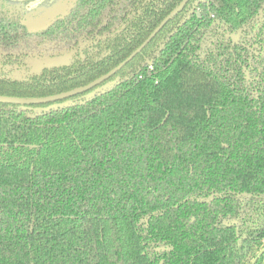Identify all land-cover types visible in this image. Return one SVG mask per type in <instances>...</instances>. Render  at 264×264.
I'll use <instances>...</instances> for the list:
<instances>
[{"label":"trees","instance_id":"16d2710c","mask_svg":"<svg viewBox=\"0 0 264 264\" xmlns=\"http://www.w3.org/2000/svg\"><path fill=\"white\" fill-rule=\"evenodd\" d=\"M181 1L75 0L37 31L1 3L0 45L23 33L49 37L33 55L88 44L23 80L6 53L0 95L88 84ZM145 58L64 107L0 103V264H251L261 250L264 0H190L130 66Z\"/></svg>","mask_w":264,"mask_h":264},{"label":"water","instance_id":"95a60500","mask_svg":"<svg viewBox=\"0 0 264 264\" xmlns=\"http://www.w3.org/2000/svg\"><path fill=\"white\" fill-rule=\"evenodd\" d=\"M190 0H182L180 4L160 23V25L155 29V31L150 35V37L136 50L134 51L130 57H128L125 61H123L120 65L114 68L112 71L107 73L106 75L100 77L93 83L88 85L77 87L75 89L62 92L59 94L46 96V97H39V98H20V97H13V96H5L0 95V103L9 104V105H17L19 109L22 110H31L35 113H40L44 111H49L51 109H55L58 107H64L72 103V97L87 92L91 89H95V87L102 84L104 80L108 79L112 75H114L118 70H120L124 65L127 64L130 60H132L149 42L150 40L159 32L168 21L175 18L179 13H181L186 5L189 3ZM77 53L76 50H72L69 53L57 56H45L43 58H31L27 61L29 67L31 68L29 71L26 70H19L16 71L17 79H21L22 77H27L31 75L40 74L43 70H51L53 68H59L62 66H69L73 62L74 55ZM18 75V76H17ZM118 79L114 81V83H107L104 86H100L95 90L91 91L87 97H92L98 94L100 91H103L110 86L117 84ZM36 105V106H35ZM47 105V106H41ZM264 249H262L255 259L253 260L252 264H255L258 258L263 254Z\"/></svg>","mask_w":264,"mask_h":264},{"label":"flooded vegetation","instance_id":"af4514ba","mask_svg":"<svg viewBox=\"0 0 264 264\" xmlns=\"http://www.w3.org/2000/svg\"><path fill=\"white\" fill-rule=\"evenodd\" d=\"M4 2V0H0V9H1V3H3ZM4 4V3H3ZM4 7H5V4H4ZM3 7V8H4ZM4 9H6V10H8V11H10V12H18L17 10H14V9H10V8H7V7H5ZM175 9V8H174ZM173 9V10H174ZM172 10V11H173ZM171 11V12H172ZM170 12V13H171ZM169 13V14H170ZM168 14V15H169ZM167 15V16H168ZM60 16H62V15H59L58 17H60ZM166 16V17H167ZM166 17H164V19L166 18ZM177 17V16H176ZM175 17V18H176ZM175 18H173V19H171L170 21H168L167 22V24L169 23V22H171L172 20H174ZM163 19V20H164ZM22 20H23V17H22ZM162 20V21H163ZM161 21V22H162ZM160 22V23H161ZM160 23L157 25V27L160 25ZM127 24H128V22H125V23H123L118 29H116L113 33H111L110 34V37H115L116 35H118V34H120L125 28H126V26H127ZM166 24V25H167ZM165 25V26H166ZM164 26V27H165ZM27 27V26H26ZM157 27H155V29L157 28ZM163 27V28H164ZM162 28V29H163ZM28 29V28H27ZM155 29L148 35V37L134 50V51H136L149 37H150V35L155 31ZM161 29V30H162ZM160 30V31H161ZM159 31V32H160ZM159 32H157V34L159 33ZM156 34V35H157ZM156 35L150 40V42L132 59V60H130L129 62H127V64L126 65H124L120 70H118L114 75H112L111 77H109L108 79H106V80H104L103 82H101L102 84H100L99 86H97V87H95V89L96 88H98V87H100V86H104L105 84H107V83H114V81L115 80H117L118 79V81H119V75H118V73L119 72H121L122 70H126V75L128 76V77H130V76H132L135 72H137L139 69H140V67H141V65L143 64V63H149L150 61L148 60V58H145V60H144V62H141V63H139V64H135V65H133V66H130V63L139 55V54H141L143 51H144V49L151 43V41L156 37ZM49 40V37L47 36V37H35V36H33V35H30V34H28V35H24V33L23 34H21L20 35V37H18V39L16 40V41H14V42H12L11 44H9V45H6V46H4V45H0V62H2V61H4V58H3V56L6 54V53H9L10 55H11V58L14 60V65H12L13 66V68L11 69V72L9 73L10 74V77L11 78H14V79H16V80H23V79H27V78H29V77H31V76H34V75H31V76H27V77H22L21 79H17V78H15L16 77V71H19V70H26V71H29L31 68L29 67V65H28V63H27V61L29 60V59H31V58H43V57H45V56H57V55H63V54H66V53H69L70 51H72V50H76L77 51V53L74 55V57L76 56V55H81V56H83L84 57V48L87 46V44H88V41L87 40H80L78 43H77V45L74 47V48H72V49H70L69 51H66V52H62V53H55L54 55H50L48 52V50L47 51H45V50H43V51H41V52H39V55H33L32 53H33V51H35L37 48L39 49V47H41V46H43V44L46 42V41H48ZM45 45H47V43H45ZM133 51V52H134ZM132 52V53H133ZM131 53V54H132ZM130 54V55H131ZM104 55H106V52L104 51L103 53H101V55H100V58H102ZM130 55L128 56V57H130ZM127 57V58H128ZM127 58H125L123 61H125ZM73 61H74V58H73ZM123 61H121L118 65H120ZM73 63V62H72ZM71 63V64H72ZM70 64V65H71ZM118 65H116L115 67H113L112 69H110L108 72H106L105 74H103V75H101V76H99L98 78H96V79H94V80H92V81H90L88 84H90V83H93L94 81H96L97 79H99L100 77H102V76H104V75H106L107 73H109L110 71H112L114 68H116ZM15 66H17V67H19V68H14ZM151 68V67H150ZM45 71H48L47 69H45V70H43L40 74H42V73H44ZM40 74H35V76H38V75H40ZM18 76V75H17ZM88 84H86V85H88ZM85 86V85H84ZM80 87H82V86H80ZM75 89V88H74ZM94 88L93 89H91V90H89V91H87V92H84V93H82V94H78V95H76V96H74V97H72L71 99H75V98H78V99H81V98H83L85 95H87V94H89L91 91H93V90H95ZM66 92V91H65ZM62 93V92H61ZM59 94V93H58ZM55 95V94H54ZM36 106V105H35ZM41 106H47V105H41ZM262 242H263V246H262V248H261V250L262 249H264V239L262 240ZM260 250V251H261ZM259 251V252H260ZM258 252V253H259ZM257 253V254H258ZM257 256V255H256ZM255 256V257H256ZM255 257L253 258V260L255 259ZM264 259V252H263V254L258 258V260H257V262L255 263V264H261V262H262V260ZM253 260L251 261V264H252V262H253Z\"/></svg>","mask_w":264,"mask_h":264},{"label":"rangeland","instance_id":"374dc122","mask_svg":"<svg viewBox=\"0 0 264 264\" xmlns=\"http://www.w3.org/2000/svg\"><path fill=\"white\" fill-rule=\"evenodd\" d=\"M75 0H4L5 7L20 12L30 31L41 30L64 15Z\"/></svg>","mask_w":264,"mask_h":264},{"label":"crops","instance_id":"0c3cea01","mask_svg":"<svg viewBox=\"0 0 264 264\" xmlns=\"http://www.w3.org/2000/svg\"><path fill=\"white\" fill-rule=\"evenodd\" d=\"M261 264H264V259L262 260Z\"/></svg>","mask_w":264,"mask_h":264}]
</instances>
